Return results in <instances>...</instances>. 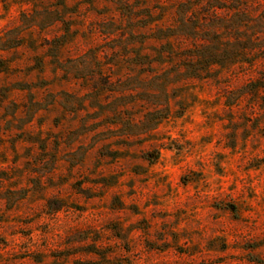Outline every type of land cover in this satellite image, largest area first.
Here are the masks:
<instances>
[{"label": "rangeland", "instance_id": "rangeland-1", "mask_svg": "<svg viewBox=\"0 0 264 264\" xmlns=\"http://www.w3.org/2000/svg\"><path fill=\"white\" fill-rule=\"evenodd\" d=\"M0 264H264V0H0Z\"/></svg>", "mask_w": 264, "mask_h": 264}]
</instances>
